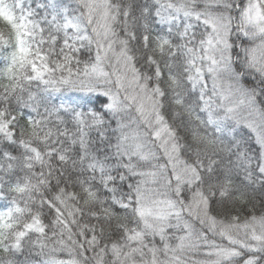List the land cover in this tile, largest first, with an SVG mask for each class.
<instances>
[{
    "label": "snow or ice",
    "instance_id": "snow-or-ice-1",
    "mask_svg": "<svg viewBox=\"0 0 264 264\" xmlns=\"http://www.w3.org/2000/svg\"><path fill=\"white\" fill-rule=\"evenodd\" d=\"M0 264H264V0H0Z\"/></svg>",
    "mask_w": 264,
    "mask_h": 264
}]
</instances>
